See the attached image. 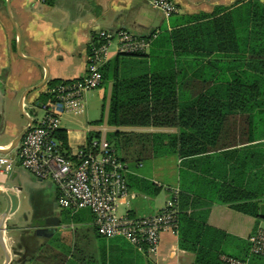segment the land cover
<instances>
[{"label": "crops", "instance_id": "crops-1", "mask_svg": "<svg viewBox=\"0 0 264 264\" xmlns=\"http://www.w3.org/2000/svg\"><path fill=\"white\" fill-rule=\"evenodd\" d=\"M172 1L178 13L165 19L147 0H49V3L0 0V118L5 117L7 107L17 100L19 104L20 96L27 88L41 82L45 69L47 78L43 86L22 101L23 109L27 105L33 116H37L39 110L38 96L46 90L49 81L82 78L87 70L89 45L101 30L112 33L126 30L137 36H147L162 27L172 31L175 25L171 23L178 17H196L195 21L179 25L178 29L191 30L182 38L176 36L179 37L176 41L178 45L187 46L188 58L202 55L200 58L209 62L204 78L211 70L215 71V81L202 83L203 78L200 80L201 89L181 88L185 95L195 91L203 93L197 103L201 111L199 120L192 116L183 121L184 124L197 121L200 132L187 126L115 128L106 122L107 111L103 118L105 125L103 122L98 124L100 127L94 124L97 129L92 128L93 122L84 120H77L78 128H69L74 119L68 114L61 117L59 125L67 131L71 152L84 144L90 132L99 133L100 138L112 147L123 165L128 188L126 199L117 203L119 215L139 219L157 214L174 193H179L198 200V204L183 210L192 217L190 222V216H182L176 232L163 233L157 253L148 256L120 237H99L89 210L59 208L55 185L50 180L35 178L16 158L8 175L0 173V190H8L17 198L16 209L5 218L1 234L7 249L18 253L11 256L12 264L32 247L76 252L83 259L67 256L63 264H191L194 254L179 246L180 236L198 241L216 255L221 250L227 253L240 251L256 228L261 227V221H264L261 210L264 205V99L257 104L253 89L256 88V72L235 61L232 46L239 39L227 31L233 23L230 12L247 0ZM258 1L264 3V0ZM7 2L19 30L23 57L15 51L17 35L7 23ZM195 26H201L200 31H194ZM193 46L199 48V53L192 50ZM223 46H227V52ZM114 55V52L110 53V58ZM24 57L37 58L43 61V66ZM131 61L125 74L140 73L139 59ZM144 61L142 67H147L149 60ZM237 77L240 83L235 81ZM111 86L107 83L97 89L110 88V97ZM229 86L233 88L230 92L226 89ZM257 86L263 88L264 93V80ZM25 126L26 122L9 139L0 141V148L8 146ZM114 131L175 135L178 142L169 153L153 151L147 146L141 152L143 143L139 139L145 137L138 138L134 145L124 141L117 143L116 139L109 142L108 136ZM195 150L198 152L193 153ZM9 180L21 191L6 187ZM224 184L256 194L257 198L235 203L218 202ZM151 185L159 191L151 193ZM21 200L22 211L17 213ZM14 204V200H2L0 214ZM245 204H252L251 209H245ZM3 261L0 246V264ZM244 261L246 264H264V258L250 253Z\"/></svg>", "mask_w": 264, "mask_h": 264}, {"label": "trees", "instance_id": "trees-1", "mask_svg": "<svg viewBox=\"0 0 264 264\" xmlns=\"http://www.w3.org/2000/svg\"><path fill=\"white\" fill-rule=\"evenodd\" d=\"M44 2L49 3V0H44ZM232 16L233 23L227 28V31L239 39L238 43L232 46L234 54L236 55L233 56V58L236 59V62L241 63V65L245 64V67L256 72V88L253 89L256 90L255 94L258 104L264 99V93L262 92L263 88H258L257 86V84L264 80V3H261L258 0L241 2L238 8L230 12L231 19ZM195 20H197L196 17H178L175 22L173 21L171 23L173 26L175 25L172 31H168L165 27H162L150 32L147 36H138L150 41L146 53L115 54L100 67L99 72L101 73V83L99 87L107 83H111L112 85L106 116V122L109 126L115 128H170L187 126L193 131L200 132L197 121L194 123L192 120V124H184L183 121L192 116H195V118L199 120L201 111L199 110V105L197 103L200 101L203 93L195 91L194 93L188 94V96L182 93L181 88H192L193 90L195 88L198 89L200 88V80L202 78V83H206V81L209 83L213 82L215 81V71L211 70L208 74L209 76L204 78L203 75L209 62H205L204 59L202 60L200 58L202 55L199 56V58L194 56L193 58H188V55L190 54L187 46L178 45L176 41V39L179 38L176 36L182 38L191 30L184 28L178 29L179 25H185L186 23ZM200 28L201 26H195L193 30L197 32L200 31ZM190 42L192 43V41ZM189 47L190 46H188V48ZM223 49L227 52V46H223ZM192 50L199 53L198 47L193 46ZM87 55L88 57L90 55L89 48ZM193 55H195V53H193ZM133 59H139L138 64L141 66L138 68L141 69V71L138 74L126 75L125 69L128 65L130 66V64H132L131 60ZM144 59L149 60L150 64L148 63L147 67H142L145 64ZM235 61L233 62L236 63ZM234 76L235 73L233 74V78ZM73 81H80V79L49 81L46 90L41 92L38 96L37 107L39 108V106L45 102L52 100L53 95L50 92L52 88L61 83H69ZM235 81H238V83L241 82L238 77ZM226 89L229 92L233 90L231 86ZM229 94L230 93H228V95ZM228 99H231V97ZM103 110L104 106L102 105L101 113ZM30 115L33 117L32 112H30ZM102 122L103 115L99 120L93 122V124L98 125ZM52 137L59 143L58 150L64 156L70 157L71 151L68 144L67 131L62 128H57L53 131ZM142 137H145L143 140L139 139L141 140L140 142L143 143V145H141L142 149L147 146L152 147L153 151L164 150L165 153L173 151L178 142L175 135L160 133L136 134L121 131H114L109 134L108 141L114 142V139H116L117 143L124 141L130 145H134L138 141V138ZM98 139H100L99 133H87L84 144L79 146L78 149L88 150L90 149L91 142ZM144 151L145 150L143 149L141 152ZM195 152L198 151H193V153ZM123 178L125 180L124 174ZM151 187V193L154 194L159 191L158 187L152 185ZM252 198H257V195H252L248 191L224 184L219 191L217 201L223 203H235L237 201L250 200ZM176 204V221L178 229L181 217L190 216V214L183 212V210L186 206H191L192 208V206L198 204V200L197 198L177 193ZM251 206L252 204H245L244 208L251 209ZM128 217L132 218L130 216ZM191 219L192 217L190 216L188 221L190 222ZM258 228L259 227H257L256 230ZM179 246L194 254V260L191 264H228L221 260V256L245 262L244 260L249 253L253 255L250 252L251 244L249 241L243 243L239 248L240 251L227 253L221 250V252H217L216 255L212 254L208 247L202 245L198 241H190L186 236H180ZM67 256L83 261L80 257V253L56 252L53 248L48 247H37L30 259L24 261L28 264H43V262L63 264L67 259ZM253 256L263 258L256 255Z\"/></svg>", "mask_w": 264, "mask_h": 264}, {"label": "built area", "instance_id": "built-area-1", "mask_svg": "<svg viewBox=\"0 0 264 264\" xmlns=\"http://www.w3.org/2000/svg\"><path fill=\"white\" fill-rule=\"evenodd\" d=\"M44 2V0H39ZM165 19L178 13L172 0H147ZM115 41L114 54L146 53L150 41L121 30L115 33L101 30L89 45L90 55L86 73L80 81L61 83L52 88L51 101L39 106L40 116L32 117V124L21 139L14 158L0 155V173L8 175L17 158L20 166L40 181L50 180L57 190V205L61 209H88L94 226L103 238L120 237L141 253L154 256L165 232L177 230V194L157 214L139 219L117 213V203L126 199L128 188L123 178V165L109 143L100 138L91 142L90 149H76L70 157L59 150L52 137L63 115L85 112L84 95L99 88L100 67L110 59L109 47ZM250 252L264 258V228L259 227L248 238ZM145 245V247H144ZM228 264L245 262L221 256Z\"/></svg>", "mask_w": 264, "mask_h": 264}, {"label": "rangeland", "instance_id": "rangeland-1", "mask_svg": "<svg viewBox=\"0 0 264 264\" xmlns=\"http://www.w3.org/2000/svg\"><path fill=\"white\" fill-rule=\"evenodd\" d=\"M6 7V6H5ZM7 15V23L8 26L11 28V31L16 33V30L8 16V12H5ZM16 44H17V40L15 43V50H16ZM114 44L115 41L111 44V46L109 47V51L112 50L110 53L114 52ZM109 93H110V88H103L101 89V91H99L98 89H94V90H90L88 92L85 93L84 95V104H85V112L81 115H75L72 118L74 119L73 123L68 125L69 128H78V126L75 124L77 122V120H84L86 122H94L97 121L101 118L102 115L103 118L106 116V111L108 109V103H109ZM104 104V114L101 113V105ZM25 112H29L30 115V109L28 108L27 105H25L24 107ZM37 116L41 115V110H37ZM5 117L4 118H0V141L5 140V139H9L10 136L16 131L18 130L26 121L24 119V117L22 116L20 110H19V104H18V100L16 103L10 105V107H7V109L5 110ZM86 123V124H88ZM85 124V123H84ZM104 121H103V124ZM93 129H97V127L99 126H95L94 124L91 125ZM100 127V126H99ZM102 127V126H101ZM25 170V169H24ZM6 187H8L10 190H14V191H21L20 188H18L17 186L14 187L11 185V180H9L8 183L5 184ZM22 200L20 201V205L18 207V209L16 210V212H21L22 211ZM261 227L264 228V221H261ZM16 260V258L14 259ZM15 262V261H14ZM13 262V264H14Z\"/></svg>", "mask_w": 264, "mask_h": 264}, {"label": "water", "instance_id": "water-1", "mask_svg": "<svg viewBox=\"0 0 264 264\" xmlns=\"http://www.w3.org/2000/svg\"><path fill=\"white\" fill-rule=\"evenodd\" d=\"M7 6V12H8V16L16 30V35H17V44H16V54L20 57H23V55L21 54V51H20V36H19V30L15 24V22L13 21L10 13H9V3L7 2L6 4ZM25 59H27L28 61H31V62H35V63H38L40 64L41 66H43V61H40L38 60L37 58H33V57H24ZM46 78H47V70L45 69V76L44 78L41 80V82H39L38 84H36L35 86H32V87H29L27 88L20 96V99H19V110L22 114V116L24 117L25 121H26V126L17 134V136L11 141V143L4 147V148H0V155H10L11 158H14V154L15 152H17L18 150V146H19V143L21 141V139L23 138V136L25 135V133L27 132L29 126L32 124V118L24 111L23 107H22V101L24 100V98L31 92L39 89L40 87L43 86V84L45 83L46 81ZM10 201L11 200H14L15 204L11 207V208H6L1 214H0V246H1V249L3 251V254H4V261L2 264H12V260H11V256L13 255V257L15 255H18L17 252H15L13 249L12 251L10 252L7 247L5 246V243L3 241V238H2V224L3 222L5 221V218L13 213L16 209V205H17V198L16 196L8 191V190H4V189H1L0 190V202L2 200H7V201ZM261 210L262 212L264 213V205L261 206Z\"/></svg>", "mask_w": 264, "mask_h": 264}, {"label": "flooded vegetation", "instance_id": "flooded-vegetation-1", "mask_svg": "<svg viewBox=\"0 0 264 264\" xmlns=\"http://www.w3.org/2000/svg\"><path fill=\"white\" fill-rule=\"evenodd\" d=\"M37 249V247H32L29 249V251H26L22 255H20L15 261L16 264H22L24 260L30 259L34 251Z\"/></svg>", "mask_w": 264, "mask_h": 264}]
</instances>
